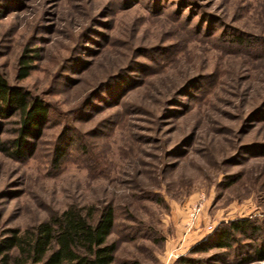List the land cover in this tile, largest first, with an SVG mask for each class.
Here are the masks:
<instances>
[{"label": "rangeland", "instance_id": "374dc122", "mask_svg": "<svg viewBox=\"0 0 264 264\" xmlns=\"http://www.w3.org/2000/svg\"><path fill=\"white\" fill-rule=\"evenodd\" d=\"M0 78L47 110L19 155L0 110V245L111 206L117 264H219L264 224V0H0Z\"/></svg>", "mask_w": 264, "mask_h": 264}, {"label": "trees", "instance_id": "16d2710c", "mask_svg": "<svg viewBox=\"0 0 264 264\" xmlns=\"http://www.w3.org/2000/svg\"><path fill=\"white\" fill-rule=\"evenodd\" d=\"M28 76L29 66L25 64L19 77L26 79ZM5 107L14 109L22 118L20 140L13 142L11 153L19 155L23 146L21 140L39 133L42 120L47 118V110L38 101L29 100L23 91L10 89L0 78V110ZM61 156L59 153L56 160ZM115 223L116 216L111 206L100 210L95 206H71L21 236L14 232L0 245V264H9V255L14 251L19 255L16 264H117V246L109 242ZM217 235L212 244L197 247L196 251L205 253L212 248L225 251L228 255L224 260H217L219 264L264 261V244H255L264 242V224L257 225L249 219L233 221ZM238 237L254 245L248 244L246 251H240ZM184 262L193 264L190 260Z\"/></svg>", "mask_w": 264, "mask_h": 264}, {"label": "built area", "instance_id": "2783aa9c", "mask_svg": "<svg viewBox=\"0 0 264 264\" xmlns=\"http://www.w3.org/2000/svg\"><path fill=\"white\" fill-rule=\"evenodd\" d=\"M194 212H197V210H194ZM194 216V215H193Z\"/></svg>", "mask_w": 264, "mask_h": 264}]
</instances>
